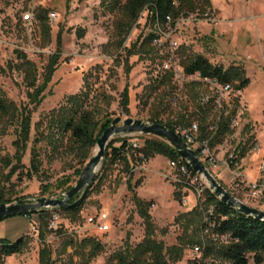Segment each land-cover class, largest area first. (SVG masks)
Returning a JSON list of instances; mask_svg holds the SVG:
<instances>
[{
  "label": "rangeland",
  "instance_id": "374dc122",
  "mask_svg": "<svg viewBox=\"0 0 264 264\" xmlns=\"http://www.w3.org/2000/svg\"><path fill=\"white\" fill-rule=\"evenodd\" d=\"M211 2L213 11L208 18L201 19L194 15L181 19L175 28L162 33L158 43L160 49L158 57L142 59L138 56L133 57L130 62L131 70L127 75L123 67L115 62L114 52L110 48L106 50L113 39L114 15L101 6V0H2L0 89L18 107L31 105L25 72L14 67L17 65L15 52L25 53L35 64L38 84L42 85L45 82L44 74L50 57L57 51L59 35L62 55L44 93L45 99L37 108L29 106L33 110V128H37L38 124L54 110L65 105L68 97L78 95L88 87L91 88L90 98L93 99L91 109L99 110L97 121L105 117L109 119L120 117L123 120L134 119L145 124H152L155 119L162 123L175 122L180 116L185 113L189 115L193 110L184 86L193 78L188 80L176 78L178 87L173 93L165 89L157 90L155 82L161 78L164 70L171 68L176 51L184 47L189 54L202 55L215 66L224 68L237 66L247 71L251 84L239 95L241 111L232 123L235 133L226 137L223 144L219 145L226 154L224 161L219 160L217 153L212 150L219 167L210 170L222 184L219 180L221 173L219 168L222 164L230 168L227 163L229 156L238 154L239 148L247 144L253 145V148L247 154L249 162L246 169L255 171L260 162L264 161V0H211ZM39 9L48 11L49 18L55 16L52 21L50 20L52 41L49 44L41 37V27L36 19V12ZM28 13L34 15V20L31 23H24V16ZM80 31L84 32L83 37H80ZM152 32L154 29L147 24V13H144L137 28L130 34L126 46L130 47L140 36L145 38ZM126 85L129 90L130 115L124 114L120 106V96ZM222 98L225 104H233L235 99L231 92L223 94ZM205 101L207 102L208 98ZM218 117L219 113L212 118L211 125L216 123ZM194 124L198 125L197 122H193ZM260 130H262L260 140H256L257 132ZM144 137L147 136L137 135L128 138H136L133 143L142 146ZM32 138L22 160L27 169L30 168L31 150L37 138L36 130L33 131ZM18 139V129L13 123L0 124V191H3L6 200L15 203L23 198L28 201L43 198L41 190L44 188L48 190L44 197L62 195L60 192L56 194L57 183L70 178L74 186L79 179L76 172L86 167L79 163L76 150L70 149V146L66 145L67 141L62 148L53 152L48 141L42 140L37 146L42 161L39 175L32 180L24 178L20 181L17 175L6 180L10 170L4 171L1 162L3 158H13L16 155L17 149L14 144ZM20 146L23 147L24 143ZM95 152L94 149L91 157ZM17 164L14 160V166ZM239 166L235 168L236 170L231 167L233 173L229 183L222 184L223 187L246 205L264 211V196L253 199L249 196L247 188L250 182L264 185V173L260 180H257V170L256 177L246 178L237 172ZM134 174L133 182L142 180L137 194L145 200L154 201L150 212L157 228L155 239L162 242L171 252L174 248L183 250L181 260L174 263V258L168 257L169 264L201 262L205 246L210 240L219 246L227 245L225 239L217 238L209 232L198 235L201 244L193 245L194 247L185 244L184 221L179 225L176 219L179 215L192 211L198 201L192 190L178 187L176 180L180 179V175L172 167L170 160L157 156L136 167ZM237 174L241 177L240 181L244 182L241 188L234 182L237 181ZM126 182L127 178L121 173V166L110 168L104 173L100 189L87 198L80 223H70L69 220L61 218L56 230L50 229L49 225L51 233H47L46 244L49 245L53 260H56L57 264H71L70 256L73 251L70 249L65 251L63 245L65 236L73 235L79 241L95 238L104 246V253L91 264H109L115 254L129 247L136 248L142 243L145 238L144 221L136 211ZM101 214L110 216L108 223L110 230L107 232L100 231L88 222L91 218L97 220ZM3 224L4 221L0 223V241L9 243ZM31 239L24 254L7 258L3 264H40V250L43 245L39 240V234ZM195 248H199L201 252L194 253ZM75 262L79 260L76 259ZM250 264H253V261H250Z\"/></svg>",
  "mask_w": 264,
  "mask_h": 264
},
{
  "label": "trees",
  "instance_id": "16d2710c",
  "mask_svg": "<svg viewBox=\"0 0 264 264\" xmlns=\"http://www.w3.org/2000/svg\"><path fill=\"white\" fill-rule=\"evenodd\" d=\"M1 2L2 0H0ZM101 6L114 15L113 39L106 50L110 48L114 52L115 62L123 67L127 75L131 70L130 62L133 57L138 56L140 59L158 57L160 53L158 43L162 33L175 28L181 19L194 15L205 19L213 11L211 0H101ZM144 13H147V24L149 23L154 32L145 38L140 36L130 47H127V40L132 31L137 28ZM36 19L41 27L42 39L48 44L51 43L52 28L49 12L39 9L36 12ZM79 35L83 37L84 32L80 31ZM57 47V51L50 57L46 67L45 82L42 85L38 84V72L35 64L29 60L25 53L15 52L17 65L14 67L22 70L23 73L25 72V80L30 91L28 99L34 108L39 107L45 99L44 93L47 91L60 63L62 52L59 35ZM175 59L178 61L184 76L188 79L193 78L184 85L193 110L189 115L185 113L180 116L175 122L162 123L153 118L155 120L152 121V124H160L177 132L179 128L188 129L193 125V122H197L198 140L208 141L213 150L223 144L226 137L235 133L232 123L241 108L237 95L244 92L250 85L247 71L237 66L229 68L215 66L202 55L189 54L184 47L176 51ZM176 83L175 73L172 70H164L161 78L156 80L155 88L157 90L165 89L173 93L178 87ZM226 86L231 87V94L235 97L233 104H225L221 99V90ZM90 95L91 88L88 87L84 92L68 97L65 105L54 110L38 124L37 128H33V110L29 108L31 105L18 107L0 89V124L13 123L19 134V139L14 144L17 149L16 155L13 158H3L1 162L4 171L10 170V174L5 179L9 180L11 176L17 175L20 181H23L24 178L32 180L39 175L42 161L37 146L42 140L48 141L53 152L62 148L64 142L67 141L66 145H69L70 149L76 150L79 163L87 166L86 164L91 159V153L96 148L99 138L114 121V119L106 117L97 121L99 110L91 109L93 99L90 98ZM120 97L123 113L130 115L128 85ZM207 98L208 101L206 102ZM217 113H219L218 120L214 125H211L212 118ZM35 130L37 131V138H35L31 150L30 168L27 169L22 164V160L33 140L32 134ZM134 139L136 138L125 137L114 138L111 141L106 150L102 170L88 194L89 197L100 189L104 173L107 170L114 166H121V173L127 178V191L132 195L136 211L144 221L145 238L142 243L136 248L129 247L115 254L110 259L109 264H169L168 257L174 258L173 262L178 263L183 256V250L174 248L171 252L166 249L162 242L155 239L157 228L150 212L154 206V201L145 200L137 194V189L142 185V180L133 182L134 170L157 156H163L171 163L185 164L191 171L193 170L179 156L178 152L163 140L157 137H144V144L142 146L136 144L135 147ZM22 143H24L23 147L20 146ZM252 148L253 145L241 146L238 154H235L237 158L232 167L236 168ZM14 160L17 161V166H14ZM84 169L76 172L77 178L80 177ZM71 183L70 178L59 181L56 194L68 192L73 187ZM178 185L180 188L188 187L182 183H178ZM47 193L46 188L42 189L41 197L46 196ZM177 194L180 196L179 193ZM77 199L78 197L74 198L71 204ZM20 201L28 202L26 198L16 202ZM85 202L74 209L64 211L43 210L37 214L22 215H38L40 218L37 232L43 245L40 250V264H57L56 260H53V253L49 245L46 244L47 233H51L48 228L54 214H57L60 220L64 218L70 223H80ZM12 203L14 201L6 200L3 191H0V205ZM210 210L213 213H209ZM181 221H184L183 228L186 235L183 241L186 240L185 244H191L192 247L201 244L198 235L206 232L227 241L225 246H219L212 240L208 241L202 255L203 260L201 262L196 261L194 264H250V261H253V264H264V222L241 215L236 209L222 203L211 190H206L204 197L198 200L197 206L192 211L178 216L176 223L180 225ZM31 241V236L21 238L13 244L0 241V264H3L7 258L24 254ZM63 245L65 251L68 249L73 251L70 256L71 264H91L105 251L104 246L95 238L79 241L73 235L65 236ZM76 259L79 262L76 263Z\"/></svg>",
  "mask_w": 264,
  "mask_h": 264
},
{
  "label": "water",
  "instance_id": "95a60500",
  "mask_svg": "<svg viewBox=\"0 0 264 264\" xmlns=\"http://www.w3.org/2000/svg\"><path fill=\"white\" fill-rule=\"evenodd\" d=\"M137 135L157 137L169 144L189 164L193 172L200 176L209 190L222 203L236 209L241 215L264 222V211L252 208L230 194L216 179L210 168L201 160L198 153L189 147L177 132L160 124H145L142 121L123 120L119 117L114 119L111 126L99 138L95 154L89 160L76 184L68 192L57 197H43L28 202L1 204L0 223L12 217L37 214L43 210L64 211L81 206L87 200L88 194L103 166L106 150L111 141L120 136L132 137ZM76 197H78L77 201L71 204V201Z\"/></svg>",
  "mask_w": 264,
  "mask_h": 264
},
{
  "label": "built area",
  "instance_id": "2783aa9c",
  "mask_svg": "<svg viewBox=\"0 0 264 264\" xmlns=\"http://www.w3.org/2000/svg\"><path fill=\"white\" fill-rule=\"evenodd\" d=\"M55 16H51L50 20L52 21ZM34 20V15L32 13H28L24 16V23H31ZM175 73L176 78L188 80L183 74L182 69L179 66L177 60L172 58V66L170 69ZM231 87L226 86L224 89L221 90V96L225 93H230ZM177 133L184 139V141L191 147L193 150L198 152L201 160L206 164V166L212 170L217 169L219 167L215 154L213 153L210 143L208 141H200L198 140V133L199 128L198 125L194 124L188 129L179 128ZM136 147L137 145L134 144ZM236 155L231 154L228 158L229 166L234 165L236 160ZM172 167H174L179 175L181 176L180 179H177V183L186 184L190 190L193 191L195 194L197 201L202 199L205 195V192L208 186L203 182L199 175L195 174L191 171L185 164L181 163H171ZM262 172L264 173V163L262 164ZM240 176L237 174V181L234 180L236 186L241 188V184L244 183L242 180L240 181ZM249 196L253 199L260 198L264 196V185L260 184L259 182H250L247 184ZM186 202V201H185ZM209 213H213L212 210ZM110 221V216L107 214H101L97 220L96 219H89L88 222L91 226H96L100 231L107 232L110 230V226L108 225ZM59 223V216L54 214L53 219L50 223V229L56 230ZM38 232V224L31 223L30 224V231L29 236L34 237L37 235ZM1 248V244H0ZM201 250L199 248L194 249V253H200Z\"/></svg>",
  "mask_w": 264,
  "mask_h": 264
},
{
  "label": "crops",
  "instance_id": "0c3cea01",
  "mask_svg": "<svg viewBox=\"0 0 264 264\" xmlns=\"http://www.w3.org/2000/svg\"><path fill=\"white\" fill-rule=\"evenodd\" d=\"M250 84H251V82H250ZM221 99H223L222 96H221ZM239 104H240V101H239ZM255 105H256V103L253 104V106H255ZM240 111H241V108L239 110V113H240ZM261 131L262 130L257 132L256 140H260V132ZM261 145H262V149H263V144H261ZM213 150L217 153L218 159L221 161H224L226 154L223 151V149H221V148H219V146H217ZM248 162L249 161H248V158L246 155V157L241 161V165L240 166L238 165L239 167L237 169V172H239L240 174H242L246 178H253L256 174L255 171L257 170L258 171V179L257 180H260L262 175H263L262 174L263 173L262 172V164L264 163V161L260 162L259 166L255 168L256 169L255 171L253 169H249V168L246 169V166L248 167V165H247ZM231 167L232 166H230V168H229L225 164H222V166L219 168V170L221 171V173L219 175V180L222 182L223 185H227L229 183V178L233 173L232 168H234V167H232V168ZM39 222H40V218L38 215L16 216V217H12V218L5 220L3 225L5 227L6 234H7L6 240L9 241V244H13V243H16L18 240H20L21 238L29 236L30 224L31 223L39 224Z\"/></svg>",
  "mask_w": 264,
  "mask_h": 264
}]
</instances>
